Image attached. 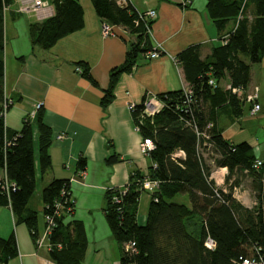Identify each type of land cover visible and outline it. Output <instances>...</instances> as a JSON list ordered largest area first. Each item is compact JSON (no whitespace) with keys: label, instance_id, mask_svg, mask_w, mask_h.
I'll return each instance as SVG.
<instances>
[{"label":"trees","instance_id":"obj_1","mask_svg":"<svg viewBox=\"0 0 264 264\" xmlns=\"http://www.w3.org/2000/svg\"><path fill=\"white\" fill-rule=\"evenodd\" d=\"M12 1L0 0V167L4 169V178L0 179V204H9L15 221L24 222L35 237L37 214L27 202L35 189L37 169L43 172L50 166L47 148L51 131L42 119L41 110L35 114L34 125L24 119L16 130L4 122L3 20L4 9ZM50 2L53 13L28 24L32 47L48 48L57 38L83 24V10L78 0ZM91 2L102 21L121 25L133 36L126 40L123 61L109 69V83L99 99L106 105L112 98L118 75L129 71L138 54L151 47L146 25L153 20L138 17L131 3ZM248 5L250 15L246 13ZM206 9L219 31L229 20H234L233 27L223 41L212 46L203 57L199 55L197 44L175 55L192 93L184 95L182 88L157 93L164 105L139 124L140 134L154 142L147 151L151 161L147 172L134 170L124 193H119L118 187H106L103 191L104 218L111 236L124 247L119 264H240L241 258L249 255L261 258L264 264V183L260 178L264 160L258 168L253 167L257 157L252 154L251 145L244 140L229 141L216 124L219 108L227 106L231 113L237 114L243 100L238 92L221 86L220 80L227 77L230 87L246 85L250 65L258 62L264 52V0H207ZM76 65L81 67L79 72L83 77L97 84L86 61L79 60ZM139 107L137 104L132 110L136 123ZM178 149H182V156L174 154ZM204 152L216 165L227 167L224 187L209 178L210 166ZM119 159V155L111 154L105 162L111 164ZM84 163V157L80 156L78 167L82 169ZM243 171L251 175L256 189V203L252 206L244 205L232 195ZM144 176L158 179L159 184L150 194L146 220L140 224L136 216ZM65 190L70 193L68 179L55 177L40 191L44 214L54 213L55 203H62L47 233L51 244L48 252L58 264H81L86 237L79 219L64 221L73 208L72 198L65 201L68 196ZM178 193L186 194L188 203L173 200ZM115 194L119 195V201L113 199ZM67 204L72 205L69 211ZM207 236L212 238V245L205 242ZM16 252L13 232L0 236V264H7Z\"/></svg>","mask_w":264,"mask_h":264},{"label":"crops","instance_id":"obj_2","mask_svg":"<svg viewBox=\"0 0 264 264\" xmlns=\"http://www.w3.org/2000/svg\"><path fill=\"white\" fill-rule=\"evenodd\" d=\"M43 1L45 6L38 9L19 11V0H13L4 9L3 96L9 99L4 122L16 130L24 119L34 125L35 114L41 110L42 119L51 131L47 148L50 166L43 172L37 169L32 193L35 205L28 204L32 195L27 202L36 211L35 236H40L42 242L35 241L24 222L15 221L9 204H0V236L13 232L17 245L16 254L7 264H58L49 256L40 197L43 185L55 177L68 179L73 200L72 211L65 215L64 221L79 219L84 228L86 247L81 264H119L124 247L111 236L104 218L103 191L106 187L125 185L134 170L146 173L151 162L141 145L142 135L135 128L129 104L146 94L187 86L175 55L197 44L200 57L205 56L212 46L223 41L234 20L219 31L208 15L207 0H130L139 10L155 9L150 40L152 45L158 44L161 53L151 58L138 54L131 69L118 75L111 100L102 105L99 99L108 86L109 69L123 61L126 40L133 36L115 24V34H103L102 20L91 0H78L83 10L82 26L57 38L48 48L32 47L28 24L53 13L50 0ZM250 12L248 5L247 15ZM79 60L88 63L96 85L76 69ZM227 82V77L222 78L220 85ZM254 89L259 109L250 113L251 101L246 96ZM238 92L243 98L240 112L233 114L227 106L219 108L217 127L231 142L247 141L252 154L264 159V52L258 62L250 65L249 81ZM60 132L65 133L63 138L56 137ZM33 134L36 139L35 128ZM111 154L119 155L120 159L108 164L105 158ZM203 154L210 166L209 178L224 187L227 167L216 165L212 157ZM80 156L85 160L82 174L78 173L77 165ZM243 172L232 195L244 205L252 206L256 203V189L251 175ZM3 178L4 169L0 167V179ZM182 195L188 203L186 194ZM141 206L140 193L136 219L143 224L147 210L140 215Z\"/></svg>","mask_w":264,"mask_h":264},{"label":"built area","instance_id":"obj_3","mask_svg":"<svg viewBox=\"0 0 264 264\" xmlns=\"http://www.w3.org/2000/svg\"><path fill=\"white\" fill-rule=\"evenodd\" d=\"M118 3L120 4H127V3H131L130 0H116ZM132 4V3H131ZM45 6V1L43 0H19V6H18V10L19 11H27L29 9H38L39 7ZM135 10L138 14V17H146L150 20H152L155 15H156V11L153 8H148L146 10H139L138 8L135 7ZM136 21V20H135ZM101 32L103 34H115V31L113 29V24H110L106 21H102L101 22ZM146 31L149 34V36L151 37V24H147L146 25ZM160 47L158 46V44H151V47L146 49L143 54L145 57L147 58H151V57H155L158 56L161 53V50L159 49ZM176 62V60H174ZM76 69L77 70H81V67L79 65H76ZM211 81V80H209ZM226 87L230 88L232 91H236L238 92L240 87H230L229 84H226ZM182 92L184 95H190L192 93V88L187 85L185 87L182 88ZM239 93V92H238ZM257 92L254 89L250 94H247L246 98L248 100L251 101V106L249 108V112L250 113H254L259 109V103L257 102ZM3 107H4V112L6 111V108L8 106L9 103V99L7 97H3ZM40 102L36 104V106H39ZM137 104L140 105L139 110L137 111V123L135 122V128L139 130V124L142 122V119L146 116H151L153 114H155L156 112H158L162 106L164 105V101L157 95V93H150V94H146L144 97H142L141 100H139L138 102H132L129 104V107L131 110L135 109ZM16 135H18V132L15 133ZM15 134L12 136L13 138H15ZM65 136L64 132H60L56 135L57 138H63ZM141 145L143 147V149L145 151H148L149 149H151L154 146V142L152 141V139L149 136H142V142ZM175 155L177 156H182L183 155V151L182 149H178L177 151L174 152ZM263 158H255L252 166L255 168H258L259 166L262 165L263 162ZM152 164L155 166V162H152ZM79 174L83 173L82 169L78 170ZM260 178L261 181L264 183V169L261 170L260 172ZM4 185L6 184V180L4 179ZM158 184L159 181L158 179L155 178H150L147 176H144L143 179L141 180V188L142 189H146V190H150L151 192L156 190L158 188ZM118 190L119 193H124L126 191V185L123 186H118ZM233 190H235V186L233 187ZM66 190H65V194H66ZM61 193H64V189L61 190ZM68 193V192H67ZM69 197V198H68ZM113 199L115 201H119L120 197L119 195L115 194L113 196ZM66 200H71V196L70 193H68L67 198H65ZM55 206L57 207V209L54 211V213H59V210L62 206L61 202H56ZM72 205L67 204L66 206V210L69 211L71 210ZM54 213H47L44 214V220H45V224H44V231L47 235V233L51 230V228L54 225ZM35 241L40 244L42 242L41 237L40 236H35ZM205 242L208 245H212L213 244V240L211 237L207 236L205 239ZM132 244V242L130 244H126L125 247L129 248V246ZM59 245V244H57ZM48 249L50 248L51 244L48 242L47 244ZM240 264H263V261L261 258H257L255 255H249V256H243L241 258Z\"/></svg>","mask_w":264,"mask_h":264},{"label":"rangeland","instance_id":"obj_4","mask_svg":"<svg viewBox=\"0 0 264 264\" xmlns=\"http://www.w3.org/2000/svg\"><path fill=\"white\" fill-rule=\"evenodd\" d=\"M227 84V83H226ZM226 84H225V86H226ZM250 108V107H249ZM6 112V111H5ZM146 152V154H147V151H145ZM141 196L143 197V206H141V212H140V215H141V213H143V214H145L146 213V210H147V202L150 200V194H149V191L148 190H146V189H144V190H142L141 191ZM184 198H185V195L183 196L181 193H178V194H176L172 199H175V200H177V201H184L185 202V200H184ZM187 198V197H186ZM254 198H256V197H254ZM35 202V197H33V195H32V197H31V199H30V201H29V205L31 206V205H33V203ZM34 205H35V203H34ZM34 207V206H33ZM40 213H39V218H40ZM48 240V239H47Z\"/></svg>","mask_w":264,"mask_h":264}]
</instances>
